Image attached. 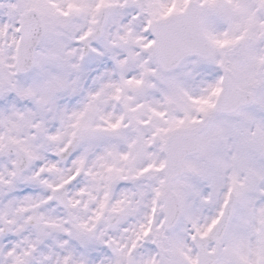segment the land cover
Returning <instances> with one entry per match:
<instances>
[{
  "label": "snow or ice",
  "instance_id": "obj_1",
  "mask_svg": "<svg viewBox=\"0 0 264 264\" xmlns=\"http://www.w3.org/2000/svg\"><path fill=\"white\" fill-rule=\"evenodd\" d=\"M0 264H264V0H0Z\"/></svg>",
  "mask_w": 264,
  "mask_h": 264
}]
</instances>
